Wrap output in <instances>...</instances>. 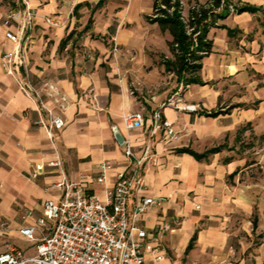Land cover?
Listing matches in <instances>:
<instances>
[{"label": "crops", "instance_id": "obj_1", "mask_svg": "<svg viewBox=\"0 0 264 264\" xmlns=\"http://www.w3.org/2000/svg\"><path fill=\"white\" fill-rule=\"evenodd\" d=\"M2 1L0 0V56L2 52L13 47V43L4 36L2 18L9 9ZM98 1H34V4H39V10L43 14L54 15L63 22L60 27H50L39 22L28 47V59L34 78L54 81L68 97L69 105L63 116L66 122L64 129L55 133V145L68 178L95 175L98 165L103 161L116 164L123 162L122 147L113 137V128L120 130L122 136L130 135L138 146L150 132V119L157 109L173 123L175 130L181 126H186L192 131L196 128L195 134L212 144L219 142L236 128L240 131L246 130L244 135L249 134L248 137L255 142L264 140V35L259 31L245 39L246 34L251 32L255 25L259 26L257 21L262 14L260 11L237 13V29L241 30V34L237 36L238 49H229L228 33L225 29H211L209 34L213 39L214 48L202 63L204 82H207L206 79L226 75L231 65L236 67L237 110L226 111V108H221L222 112L215 117L201 114L203 111H211L217 105L220 92L214 88H204L206 84H191L190 90L181 95V99L187 100L188 104L198 105L201 110L195 113L176 111L168 105L161 106L162 103L151 106V114L145 120V106L125 91L120 93L118 90H111L107 78L104 79L108 74L102 72L97 65L106 49L95 36L111 34V39H115L118 47L125 50L155 47L156 41L163 33L158 24L146 18L150 16L154 1L103 0L102 4L93 10ZM243 1L259 6L264 13V0ZM85 3H89V6L84 5ZM76 4L82 6L74 11ZM86 7H90L88 16L92 22L91 27L84 31V24L74 27L72 22L69 25L70 18L73 19L70 9L72 8V12L78 16V13L87 11H83ZM78 30L85 32L83 37L81 35V42H75L79 44V48L74 46L72 39L60 45L61 40L71 31L75 32L74 36ZM164 34L169 40V33ZM223 44L226 48H223ZM80 50L98 51L100 56L92 63L82 57ZM1 68L0 66V219L4 217L6 223L9 220L12 222L9 225L10 231L3 237V240L11 242L10 239H18L15 228L21 222V215L26 210L32 211L34 216L40 215L44 202L57 196V192L50 186L59 180L60 176L56 167L45 165L53 157V149L44 130L34 125L37 119L34 101L20 92L12 78ZM108 80L111 82V79ZM88 88L95 100L86 93L81 96L77 92H85ZM127 112H140L143 115V127L133 130L131 134H128L122 123V115ZM237 135V140L242 142L244 138L241 133ZM155 149L159 152V162L156 167L150 165L144 174V193L158 203L148 207L139 220L140 226L148 233V243L158 248L157 250L165 256L164 246L172 249L175 255L176 249L179 248L183 254L188 253L191 260L196 259L195 264H231L226 261L228 236L222 229L223 221L219 215L223 213L226 201H230L233 206L237 204L236 209L245 213L257 208L258 222L263 226L264 185L248 188L239 183L237 199L228 198L221 185L196 183L194 167L202 161L194 160L191 155L178 153L176 150L170 153L165 149V152H161L164 148L160 142L155 145ZM204 162L209 164V160ZM40 163H44V166L35 177L38 180H30L35 165ZM233 165L232 160L220 165L217 169L218 175L230 171ZM116 170L118 168L107 172L104 184L90 183L92 191L102 196L104 188L113 185ZM22 171L27 174L28 179L21 175ZM208 172H211L206 175L209 178L214 171L209 169ZM208 178L207 183H217L214 176L209 180ZM17 192H22L24 197L19 193L16 195ZM195 204L199 205L198 209L194 208ZM170 213L177 217L183 216L178 229L171 225L168 218ZM202 218L212 223L198 229L196 225ZM195 230V247L186 252ZM19 241L18 245L27 253L33 252L30 244ZM204 254L211 257V263L205 261ZM145 262L177 264V261H171L169 258L156 261L151 253H146Z\"/></svg>", "mask_w": 264, "mask_h": 264}, {"label": "built area", "instance_id": "obj_2", "mask_svg": "<svg viewBox=\"0 0 264 264\" xmlns=\"http://www.w3.org/2000/svg\"><path fill=\"white\" fill-rule=\"evenodd\" d=\"M34 1L38 0H16V6L2 18L4 36L13 47L2 52L0 66L16 88L34 101V124L44 130L53 149V157L45 165L56 167L60 178L50 186L57 196L44 202L40 215L26 210L15 228L18 239L33 247L32 253L3 240L10 228L0 219V264H145L146 253L153 254L156 261L164 260L165 255L148 243V233L139 220L148 207L158 203L144 193V174L150 165L158 166L155 145L160 136L165 143L178 140L173 123L160 109L155 110L150 132L140 145H135L130 135L123 136V162L103 161L95 175L68 178L55 145V133L66 123L63 116L68 97L54 81L34 78L28 59V47L39 22L50 27H60L63 22L43 14ZM167 105L184 112L200 109L180 96H171L161 106ZM122 123L129 134L143 127V115L127 112L122 115ZM43 166L36 164L31 177L35 178ZM117 168L113 185L104 188L102 196L94 193L90 183L104 184L107 172Z\"/></svg>", "mask_w": 264, "mask_h": 264}, {"label": "rangeland", "instance_id": "obj_3", "mask_svg": "<svg viewBox=\"0 0 264 264\" xmlns=\"http://www.w3.org/2000/svg\"><path fill=\"white\" fill-rule=\"evenodd\" d=\"M199 1L204 2L205 0ZM182 2L183 14L186 15L190 3L187 0H182ZM233 2H236V0H233ZM2 3L5 4L9 10L16 6V0H3ZM65 8L67 9L68 7ZM86 9L87 11L85 12ZM83 11L85 13H78V16H76L71 8L70 13H72L73 19L70 18L69 25L73 22L74 27L82 24L86 26V23H88V27H91L92 22L88 21L90 7H86ZM237 20L236 13H229L223 19L219 20V23H224L235 29L232 37H229L228 35L229 49H238L237 36L239 33L241 34V30L237 33ZM263 21L264 14L262 13L257 21L259 26L256 27L255 25V27L251 29L252 31H249V33L246 34L245 39H248L256 32L260 31L262 33L263 26L260 24ZM83 29L84 31L86 30L85 27ZM211 29H214L215 31L217 28L213 27ZM77 32L78 33L72 36L71 39L73 40L74 46L79 48V44L75 42H81L85 32H83V30H78ZM162 33L163 36L156 41L155 47L151 46L149 48L132 50H125L118 47L115 39H111V34L95 36L96 39H99L103 43L106 49L104 50L105 54L101 57V61L97 65L102 72L108 74V77L104 76V79L107 78V83L111 90H118L120 93L125 91L128 95L133 96L139 104L144 105L146 108L143 110L145 120L149 118L151 114V106H158L168 98H171V96H180L181 98V95H184L190 90V85L184 86L182 83H178L176 76L170 72H166L164 66L161 64L163 56L171 57L168 40L165 37V32ZM150 34L152 36V31ZM209 37H211L210 34ZM223 48H226L224 47V44ZM79 52L82 57L91 60L92 63H95V60L100 56L98 51L95 52L93 50H80ZM87 54H90V56ZM229 68L230 71L227 69L226 75L219 78L205 80L207 83L204 88H214L220 92L217 105L212 108V110L219 111L221 108H226V111L237 110V70L234 65H231ZM200 75L201 78H203L202 71H200ZM108 79H111V82ZM77 92L81 96H84L86 93L88 97L89 95L92 97V92L89 88L85 92H82L81 90H77ZM92 98L95 100V97ZM96 101L94 102L97 103ZM182 101L188 103L185 99ZM199 110H201V108ZM193 130L194 131L186 128V126H181L180 129L176 130L178 140L165 143V140L162 141L163 138L160 136L158 142H160L161 147L164 148L161 152H165L166 149V151L170 153L175 152L177 148L181 147H188L196 152H203L214 146H223V150L209 156V164L202 161L195 165L194 179L196 183H202L204 185H221L228 198L236 199L237 185L239 183H242L248 188H259L261 185H264V140H258L255 142L248 137L249 134L244 135L246 130L240 131L236 128L235 131L228 132L223 139L219 140V142L212 144L207 142V139H203L196 135V128ZM239 132L243 136L242 138H244L242 142L237 140V133ZM131 133H133V131L129 132V134ZM226 158H231L234 165L231 167V170L229 169L230 171L227 170L224 174L222 173V175L219 176L217 169L220 168V165L224 164L223 162ZM0 163L2 164L1 161ZM177 166H179V164H177ZM209 169L214 171L209 178H213L214 176L217 183H207L208 177H206V175L211 173L208 172ZM21 175L27 178L25 172L22 171ZM29 179L34 181L38 180L32 177ZM18 193L20 196L24 197L22 192H17L16 195H18ZM236 208L237 204L233 206L230 204V201H226L225 209L223 210V213L219 215L223 221V224L221 225L222 229L228 236L226 246V254L228 257H226V261H229L231 264H264V224L263 226L259 225L257 208H253L252 212L246 213L243 210ZM168 218L171 225L176 229L180 227L181 221H183V216L177 217L172 213L168 214ZM2 221H6V219L4 220L3 217ZM10 223L12 222L9 220L7 224L10 225ZM211 223V221L202 218L196 225V228H205ZM10 241L13 244H19L20 242L15 238L10 239ZM177 243L179 244V241ZM178 244L177 246L179 247L180 245ZM164 247L166 251V259L169 258L171 261H177V264H195L194 262H196V259L191 260L190 255L188 253L183 254L181 249L177 248L175 255L172 253V249H168L166 246ZM204 259L205 261H208V263H211L209 262L211 261L209 255L204 254Z\"/></svg>", "mask_w": 264, "mask_h": 264}, {"label": "trees", "instance_id": "obj_4", "mask_svg": "<svg viewBox=\"0 0 264 264\" xmlns=\"http://www.w3.org/2000/svg\"><path fill=\"white\" fill-rule=\"evenodd\" d=\"M150 16L146 18L153 23L158 24L161 32H168L170 40H168V47L171 57L163 56L161 64L164 66L166 72L174 74L178 83L184 86L191 84L204 85L201 78L200 71L202 69L203 59L207 57L213 47V39L209 37L211 28L225 29L229 37H232L235 29L219 23L229 13L262 12L258 6L251 5L243 0H187L190 6L187 14H183L182 0H153ZM103 0H99L93 10L102 4ZM84 5L89 6V3ZM82 4H76L74 11L78 10ZM264 14V13H263ZM91 21L90 19L88 20ZM263 26L262 33L264 35V21L261 22ZM88 28V23L85 29ZM240 32L237 29V33ZM75 32L71 31L65 38L61 40L60 45L67 43ZM222 111L211 110L203 111L201 114L215 117ZM226 112V111H225ZM223 146H214L203 152H196L188 147L177 148L178 153H187L191 155L194 160L208 161L209 156L220 152ZM231 158H226L223 163H228ZM197 238V230L191 236L186 247V252L194 247Z\"/></svg>", "mask_w": 264, "mask_h": 264}, {"label": "water", "instance_id": "obj_5", "mask_svg": "<svg viewBox=\"0 0 264 264\" xmlns=\"http://www.w3.org/2000/svg\"><path fill=\"white\" fill-rule=\"evenodd\" d=\"M120 130H118L117 128H113V137L115 139V141L117 142L118 145H123V136L122 134L119 132Z\"/></svg>", "mask_w": 264, "mask_h": 264}]
</instances>
